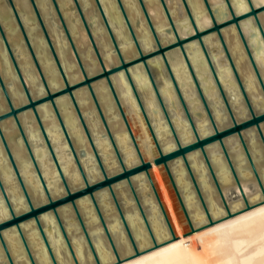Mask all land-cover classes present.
<instances>
[{
	"label": "bare ground",
	"instance_id": "obj_1",
	"mask_svg": "<svg viewBox=\"0 0 264 264\" xmlns=\"http://www.w3.org/2000/svg\"><path fill=\"white\" fill-rule=\"evenodd\" d=\"M0 20L5 29L6 36L11 42L12 48L17 56L18 65L21 69L24 80L29 88L33 97L38 98L44 95L42 85L39 81L38 74L31 62L29 54L23 45L21 36L17 30V26L11 14L8 4L5 0H0ZM40 10L42 18L48 27L50 35L54 41L55 48L60 59L61 65L71 82H77L82 77L78 71L75 60L69 49L68 43L64 37V33L60 27V23L56 18V15L52 9L49 0H35ZM104 5V10L108 16L109 21L115 30V34L119 44L122 47L124 56L126 59H132L138 56V51L133 44L128 28L123 20L119 11L118 2L116 0H101ZM148 6V11L156 21V27L158 34L162 38L163 43L173 42L175 38L173 35H168L165 31L170 28V24L166 19L163 7L160 0H145ZM180 1V0H178ZM191 5L192 13L197 20V23L201 29H206L211 26L212 19L206 11V6L203 0H188ZM213 7L227 8L225 0H210ZM15 7L20 15L26 33L32 44L34 52L37 56L43 75L51 90L60 88L61 83L58 78L57 70L50 58V55L45 47V43L38 31V26L35 23L31 7L27 0H14ZM82 6V0H79ZM127 13L130 20L134 25L139 21L140 25L137 28V35L140 43L143 45L145 51H152L156 43L154 42L151 30L144 19L141 11V6L138 0H124ZM256 6L264 5V0H254ZM60 10L63 14L67 28L72 36L78 53L81 58L84 59L87 68L91 75H96L101 71L99 62L95 57L92 46L89 44L86 29L75 12L71 0H57ZM175 5H179V2H175ZM232 4L235 7L237 14H242L249 10L247 0H232ZM84 11L88 21L94 23V35L97 43L100 45L105 59L107 68L110 65H117L119 63L117 54L114 51V47L111 44L107 35V30L104 24L100 21L98 14L95 12V4L93 0H83ZM171 13L176 21L182 36L191 34L194 29L191 25L190 19L185 14L181 17L178 16L177 7H171ZM264 25V13L260 15ZM243 32L248 38V41L256 49L259 47V43L263 48L255 53L254 57L257 64L260 66L261 72L264 77V41L259 34V30L253 19H248L242 22ZM235 26L226 28L223 32L225 41L227 42L232 57L234 58L235 65L238 66L243 76V82L248 89L249 95L256 106L260 110H264V94L260 86L258 85L257 77L254 73L252 65L249 64L247 59V52L243 42L239 37ZM256 36L251 39L250 35ZM19 41V42H18ZM205 41L212 47L214 61L218 66L220 74V80L226 89L231 99V105L235 112L238 113L240 119H245L248 116V112L244 103V99L237 83L233 70L227 61L224 60V51L221 42L217 35L207 36ZM84 45V55H83ZM219 54V56L217 54ZM221 54V55H220ZM224 54V55H223ZM0 69L3 72V77L6 83L9 85L8 92L12 97L14 105L24 104L25 97L20 90L18 81L12 68L9 64L8 57L4 51L0 42ZM193 65L197 69L203 88L206 90L209 104L212 111L219 123L220 128H224L230 123V117L223 105V100L219 90L216 88L209 67L207 66L203 50L201 47L193 42L190 48L189 55ZM154 64H158L161 67L159 59L152 61ZM221 64V65H219ZM177 80L184 90L185 96L188 99L189 107L193 111H199L204 113L201 106V100L197 94L196 89L191 81V75L185 66L184 60L180 56H175L172 63ZM160 70V69H159ZM163 72V71H162ZM134 76V82L136 86L144 92L145 107L150 114L153 121V126L157 136L161 139L164 146L165 153L176 148L174 138L168 129V124L165 120L164 114L158 107L157 99L152 90L148 75L143 67H136L132 70ZM164 75V74H163ZM264 79V78H263ZM161 80V79H160ZM114 86L118 91L122 100V105L129 115L132 122V127L136 137H138L141 151L143 155L148 159H152L155 154V143L151 137L146 122L141 114L137 105V100L131 91V88L126 80L124 73L117 75L114 79ZM161 85V90L167 100V106L169 112L172 115L175 129L178 135L181 137L184 144H191L195 140L191 129L189 128L188 119L182 112L180 106H178V97L176 91L173 89L171 81L164 77ZM165 83V86L163 84ZM94 91L100 99L102 108L107 115L110 123V127L117 138V142L120 147V151L123 152L125 161L129 166H134L139 163L135 152L134 145L131 138L125 129V123L120 114H118L115 100L111 91L107 87L106 82L100 81L94 84ZM85 92V102H84ZM75 99L82 112V115L86 117L89 128L93 138H95L96 145L103 161H105L111 173L120 172L119 162L116 160L113 154V147L106 137L103 128V122L94 107V102L90 92L86 88H79L74 92ZM57 107L60 111V115L67 128V131L74 143L77 150H86L87 156L81 160V164L91 180V182H97L101 178L99 167L95 162L94 156L91 151V146L88 138L84 135L78 118L72 109L71 103L66 96H63L56 100ZM5 109L1 95H0V112ZM38 114L44 126V129L51 141L52 146L57 154L58 161L61 168L66 175L69 183L73 188L82 186V182L78 171L73 166L72 159L65 152L66 145L63 141L60 129L58 127L55 116L51 107L48 104L41 105L37 108ZM153 110H157V114H153ZM24 131L26 132L28 140L34 145L32 151L35 156L36 162L42 172V175L46 181L47 187L52 195H60L63 189L57 178V174L54 170L50 156L46 148L38 147L41 142L40 133L38 131L35 119L30 112H25L20 117ZM6 137L10 142V149L17 163L22 180L33 197L36 203L44 201V195L40 184L36 178V175L31 167V163L28 160L24 151L23 145L20 139L12 140L11 134L15 132L13 123L8 122L4 125ZM198 129L201 136L205 137L212 134L210 128V121L204 113V116L198 120ZM16 133V132H15ZM250 138V150L253 158H255L262 180L264 181V152L262 144L259 141L258 135L254 130L248 131ZM15 137V136H14ZM86 138V149H85ZM231 147L232 158L236 162L238 175L240 181L246 192V197L251 205L254 206L251 210L241 212L246 208L245 202L241 197L237 203H229L232 212L239 214L232 218L224 219L228 216V211L222 205L220 199V193L217 190L216 185L212 182L209 170L205 164V161L201 158L199 153L191 154L189 160L192 161V165L195 170V174L203 190V196L206 200L207 206L212 213V221L215 223L213 226L209 224V218L201 205L195 188L187 175L184 163L178 161L174 164L173 170L176 182L179 184L185 205L188 207L191 221L195 226V232L190 235V232H186V226L182 219V213L176 203L174 191L170 188L167 178L165 177L162 169L158 166H154L152 172L155 183L157 184L161 199L166 207L173 228L178 236L177 240H172L171 231L168 230L163 213L158 207L154 198V193L151 190L146 178L142 175L135 178L136 184L139 189L142 205L146 208L148 214V220L154 230L156 238L159 244H163L157 249L146 252L153 247V240L149 234V231L144 226L142 221V215L139 208L136 206L133 198L129 194L126 183H121L119 190L122 196V207L125 209L127 221L131 231L136 239L137 246L140 251L146 252L139 257L126 260L123 264H264V196L263 192L259 188L258 183L253 177L252 168L245 158L242 145L239 139L233 137L229 141ZM209 156L212 159L213 165L216 169V174L219 182H221L224 191L229 189H235L240 193V188L236 185L233 179L229 165L224 159L219 145L211 146L209 149ZM163 178V179H162ZM0 179L4 185L5 191L12 204V207L16 213L24 211L26 205L23 197L19 191V187L14 179L12 170L7 162L3 148L0 144ZM164 180V181H163ZM165 182V183H163ZM168 190H166V188ZM168 191L170 195L168 194ZM227 193V192H226ZM108 191L100 193V204L103 208V212L106 216L109 230L112 232L115 239V244L118 249L119 255L122 259H127L134 256V249L131 245V240L124 230L123 225L120 222L118 210L113 205L109 198ZM120 196V197H121ZM79 208L81 210L82 217L86 229L91 233L97 254L100 255L103 264H116L117 256L114 254L110 241L103 231V228L99 222L98 215L95 208L92 207L88 199H81L78 201ZM87 208V219H86ZM62 217L64 220L65 229L70 237V242L73 247L74 254L79 264H96L94 256L86 244L85 239L80 231V228L76 221L71 216V211L68 207L61 209ZM182 215V216H181ZM8 211L0 195V221L7 219ZM41 222L44 229L47 231L48 242L52 248L54 256L58 264H74L66 245L60 235V232L56 226L55 220L51 214H45L41 217ZM28 246L31 250L32 256L36 264H51V261L47 255L44 245L39 237V234L33 226L32 222H27L21 225ZM47 228V229H46ZM3 237L7 248L10 252L14 264H30L28 258L24 252L22 244L15 230L9 229L3 232ZM166 245H165V244ZM0 264H8L0 246Z\"/></svg>",
	"mask_w": 264,
	"mask_h": 264
},
{
	"label": "water",
	"instance_id": "obj_2",
	"mask_svg": "<svg viewBox=\"0 0 264 264\" xmlns=\"http://www.w3.org/2000/svg\"><path fill=\"white\" fill-rule=\"evenodd\" d=\"M6 3L9 6V9L11 11V14L13 16V19L15 21V24L17 26V30L21 36V39L23 41V45L25 49L27 50L29 57L31 59V62L38 74L39 81L42 85L44 95L38 98H35L32 96V94L29 91V88L24 80V77L22 75L21 69L18 65L17 56L15 55V51L12 48L11 42L8 40L6 36L5 29L2 25V22L0 20V42L2 44V47L4 51L6 52V55L9 60V64L12 68L13 73L15 74V77L18 81L20 90L22 91L24 97H25V103L14 105V102L12 100L11 95L8 92L9 85L6 83L5 78L3 77V72L0 69V95L3 102V105L5 109L0 112V144L3 148L5 157L7 159V162L12 170L14 179L19 187V191L23 197L24 203L26 205V209L24 211L16 213L12 207V204L8 198V195L5 191L4 185L0 179V195L2 197V200L7 208L8 211V218L5 220L0 221V246L3 250V253L5 255V258L7 260L8 264H14L12 257L10 255V252L7 248V245L5 243L3 232L13 229L15 230L16 234L18 235L20 242L22 244V247L24 249V252L28 258V261L30 264H36L35 260L32 256L31 250L28 246L27 240L25 238V235L22 230V224L27 222H32L33 226H35L39 237L44 245V248L47 252V255L51 261V264H58L56 261V258L54 256V253L52 251V248L48 242L46 230L43 227V224L41 222V217L45 214H51L52 217L55 220L56 226L60 232V235L66 245V248L69 252V255L73 261L74 264H79L76 256L73 251V247L70 242V237L65 229L64 226V220L62 217L61 209L64 207H68L71 211V216L78 224L80 231L85 239L86 244H88V248L91 251V254L94 256L96 260V264H103L102 260L100 258V255L97 254L94 241L92 238L91 233L86 229L84 224V219L81 214V210L79 208L78 201L81 199H88L92 205L93 208H95L96 213L99 218V222L103 228V231H105L109 243L111 245V248L114 252V254L117 256V263L116 264H123L126 260H130L132 258H136L141 256L142 254H146V252H149L151 250L157 249L163 244H159L158 240L156 238V235L154 233V230H152V227L150 225V222L148 220V214L146 211V208L143 207L142 201L140 198V193L138 190V186L136 184L135 178L142 175L146 178L148 184L151 187V190L154 193L155 201L158 204V207H160L163 216L165 224L168 228V230L171 231L172 234V240H177L178 236L176 234V231L173 228L172 222L170 220V215L164 206V203L161 199V194L159 191V188L157 184L154 181L152 172L154 170V166H158L162 169L165 177L167 178V181L169 183L170 188L173 189L175 193L176 203L180 209V212L184 215V224L185 226H188V229L190 230V235L194 233L195 226L193 225V222L191 221V217L189 214L188 207L185 205L183 194L180 190L179 184L176 182L173 166L176 162L181 161L184 163V166L186 168V173L188 175V178L190 180V183L193 184V187L195 188V191L197 193V196L199 198V201L201 205L204 207V210L208 216L209 224L214 225L215 223L212 221V213L207 206L206 200L204 199L203 190L201 188L200 183H198L194 167L192 165V161L189 160V157L191 154L199 153L201 158L205 161V164L209 170V175L211 176L212 182L216 185L217 190L220 193V199L222 201L223 206L228 211L227 218H232L233 216H237L239 214H236L232 212L231 207L229 206V203L226 199V193L222 187L221 182H219L216 174V169L213 165L212 159L209 156V148L214 145H219L221 153L226 159L229 168L231 170V174L233 176L234 181L236 182V185L240 188V193L238 191L235 192L238 194V196L242 197L246 208L241 211L245 212L248 210H251L254 208L253 205H251L246 197V192L243 187L242 182L240 181V177L238 175V170L236 167V162L232 158V153L230 151L231 147L229 145V141L231 138L235 137L236 139H239L240 144L242 145V150L244 153L245 158H247L251 168H252V174L254 179L259 185V188L263 192L264 196V181L262 180L260 170L258 167V164L253 158L252 152L250 150V136L248 135V131L254 130L256 132V135L259 137V141L262 144V149L264 152V110H258L256 106L254 105L248 89L246 88L244 82H243V76L240 72L237 65H235L234 58L232 57L231 50L227 44V42L224 39L223 32L226 28L235 26L237 28V32L239 34V37L241 39V42H243L244 47L247 52V59L249 61V64L252 65V68L254 70V73L256 75V79L258 81V85L263 91L264 94V77L261 72L260 66L257 64L254 52L256 53L257 50L260 51L263 46L261 43H259V47L256 49L253 45L250 44L248 41V38L244 34V30L242 27V22L248 19H253L257 28L258 32L262 38V41H264V25L262 22V19L260 18V15L264 13V5L262 6H256L254 0H247V3L249 5V10L247 12H244L242 14H237L235 11V7L232 4V0H225L227 8L217 7L214 8L210 0H203L204 4L206 6V11L210 16V19H212V24L210 27L206 29H201L197 23V20L195 19L192 10L191 5L188 0H180L179 7L177 8L178 16L181 17L182 14H185L188 19H190L191 25L194 29V31L186 36L181 35V31L178 28V25L176 21L174 20V17L171 13V7L173 4L170 2V0H160L161 5L163 7V12L170 24V28H168L165 33L168 35H173L175 40L173 42H167L163 43L162 38L158 34V29L156 27V21L153 19L151 14L148 11V6L145 0H138L141 6V11L144 16V19L146 20L150 30L151 35L153 36L154 42L156 45L154 46V49L152 51H145L143 45L140 43V40L137 35V28L140 25V22L138 21L136 25L133 24V22L130 20V17L126 10V5L124 0H116L118 2L119 11L121 13V16L123 20L125 21V24L128 28V33L130 35V38L135 44L138 56L132 59H126L122 50L121 45L119 44L115 30L111 24V21H109L108 16L106 15L104 5L101 0H94L95 1V12L98 14L100 21L104 24L107 30V35L109 37V40L111 44L114 47V51L117 54V58L119 63L117 65H110L109 68H107L105 64V59L103 58V53L100 45L97 43L96 37L94 35V23L91 21H88L84 6L82 9V6L80 5L79 0H71L73 8L75 12L77 13L80 22L84 24V27L86 29V35L89 41V44L93 48V52L95 53V57L97 58L101 71L98 72L96 75H91L89 72V69L86 66V63L84 59L81 58L80 54L78 53V50L76 48V45L74 43V40L72 36L69 33V30L67 28L66 22L64 20L63 14L60 10V7L57 3V0H49L52 9L56 15L57 20L60 23V27L64 33V37L68 43L69 49L71 50V53L73 55V58L75 60L76 66L78 68V71L81 75V79L77 82H71L69 78L67 77L60 59L58 57L54 41L50 35V32L48 30L47 25L45 24L42 15L40 13V10L36 4L35 0H27L35 20V23L38 26V31L41 34V37L43 39V42L45 43V47L50 55V58L52 59V62L57 70L58 78L61 83L60 88H57L55 90H51L45 76L42 73L40 64L38 62L37 56L34 52V49L32 47V44L29 40V37L26 33V30L24 28V25L22 23V20L20 18V15L15 7L14 0H5ZM213 34L217 35L219 42L222 44L223 51L225 53L224 58L226 59L228 65L231 66L235 82L238 85V88L240 89L244 103L248 112V116L245 119H240L238 117V113L235 112L234 108L231 105V99L228 95L226 89H224L223 84L220 80V74L218 71V66H216V63L214 61V56H212L213 49L212 47L205 41V38L207 36H212ZM256 35L251 34L250 38L253 39ZM195 42L197 43L201 49L203 50L204 57L207 63V66L209 67L210 73L212 75V80L214 81V84L216 88L219 90L220 95L223 100V105L226 109V112H228L230 117V123L224 128L219 127V123L214 115V112L211 109V106L209 104V99L206 93V90L203 88L200 75L193 65L189 55H190V48L191 44ZM175 56H180L185 63V66H187L188 71L191 75V81L194 86V89H196L197 94L201 100V106L203 108L204 113H206L209 121H210V128L212 129V134H209L205 137L201 136L198 129V120L201 119L204 116V113L199 111H193L189 107L188 99L185 96L184 90H182L178 80L177 76L175 74L174 68L172 66V63L175 59ZM154 59H159L161 62V67L158 64H154L152 61ZM143 67L148 75V80L150 83V86L152 90H154L157 104L161 112L165 116V120L167 122L168 129L171 133V136L174 138V141L176 143V148L173 150L165 153L164 146L161 142V139L157 136L154 124L151 119L150 114H148V111L145 107V97L144 92L140 90L135 82H134V76L132 73V70L136 67ZM158 68L160 70H163L164 67L167 70L168 76H166L172 84L173 89L177 93L178 97V106H180L182 112L185 114L186 118L188 119L189 128L191 129L193 136L195 137V140L191 142V144H184L181 137L178 135L175 124L172 119V115L169 112L168 106H167V100L165 99V96L161 90V84L158 83L157 78L153 72V68ZM83 68H84V79H83ZM124 73L126 76V80L131 88V91H133V94L137 100V105L139 107V110L141 114L143 115L146 127L153 138V141L155 143L156 149L155 154L152 159L146 158L145 155H143L141 151V146L138 140V137H136L132 122L130 120L129 115L126 113L123 105L122 100L119 96L118 91H116V88L114 86L113 79L119 74ZM165 77V76H164ZM165 77V78H166ZM164 79V78H163ZM162 79V80H163ZM105 81L107 84V87L109 88V91H111L112 96L115 100V105L118 111V114L121 115L124 123H125V129L128 133V136L131 138L132 143L134 145V150L137 155V159L139 161L138 164L134 166H129L128 162L125 161L123 152L120 151L119 144L117 142V138H115V134L113 133L111 129V125L109 123V119L107 115L104 112V109L101 106V101L97 95V92L94 91V84L96 85L97 82ZM79 88H86L88 92H90L93 104L95 107V110L97 111V114L100 116L102 122H103V128L105 131V135L107 138H109L111 144H112V151L116 158V160L119 162L120 166V172L111 173V170L106 165L105 161H103L102 155L100 154L99 147L96 145L95 138H93L91 129L89 128L88 121L85 117V126H84V117L82 115V112L80 110V107L77 104V101L74 96V92ZM66 96L72 106V109L74 110L79 124L81 126V129L86 135V138H88L91 151L94 156L95 162L97 163V166L99 167V170L101 171V178L98 179L97 182H91L87 170L85 172L81 160L83 158H86L87 152L86 150L79 149L77 150L74 146V143L67 131V128L63 122V119L60 115V111L57 107L56 100ZM48 104L52 112L55 116V119L57 121L58 127L60 129L63 141L66 145L65 152L68 156L71 157L73 166L76 168V170L79 173L82 186L78 188H73L71 184L69 183L66 175L64 174L61 165L58 161L57 154L54 150V147L51 144V141L44 129V126L42 124V121L40 119V116L38 114L37 108L41 105ZM30 112L36 122L38 131L40 133L41 142L38 144V147L40 148H46L49 156L50 161L52 162V165L54 167V170L57 174V178L59 180V183L63 189V192L60 195H52L50 190L47 187L46 181L42 175V172L36 162L35 156L33 154V147L34 145L28 140L26 132L24 131V128L22 126L20 117L23 113ZM153 114H157V110L152 111ZM11 122L14 125L15 132L17 133L16 139H20L21 144L23 145L24 151L26 153V156L28 160L31 163V167L36 175V178L40 184V187L42 189L43 195H44V201L40 203H36L31 196V194L28 192L20 171L18 169L17 163L14 159V156L10 149V142L8 138L6 137L5 130H4V124L5 122ZM121 183H126L128 187V191L133 198L136 206L139 208V211L142 215V221L144 223L145 228L147 231H149V234L153 240V247L149 250H146V252H142L139 250L137 246V241L134 237L133 232L130 229V226L127 221V216L125 209L122 207V199L120 200V190L119 187L121 186ZM86 185H87V196H86ZM108 191L109 198L112 201L115 208L118 210V214L120 217V222L124 227V230L126 231L127 235L129 236L131 240V245L134 249V256L129 257L127 259H122L121 255H119L118 249L116 247V242L113 237L112 232L109 230L108 224H107V218L103 212V208L100 204L99 195L100 193ZM264 203V201L262 202ZM47 229V228H46ZM87 232H88V242H87ZM165 244V243H164ZM167 244V243H166ZM165 244V245H166Z\"/></svg>",
	"mask_w": 264,
	"mask_h": 264
},
{
	"label": "rangeland",
	"instance_id": "obj_3",
	"mask_svg": "<svg viewBox=\"0 0 264 264\" xmlns=\"http://www.w3.org/2000/svg\"><path fill=\"white\" fill-rule=\"evenodd\" d=\"M1 2V1H0ZM170 2L173 4V7H179V5H175L174 3L175 2H179L180 3V1H178V0H170ZM93 3H95V1L93 0ZM19 42V41H18ZM217 54V53H216ZM218 56H219V54H217ZM221 55V54H220ZM224 55V54H223ZM220 57V56H219ZM1 58V57H0ZM224 60H226V59H224ZM1 61V60H0ZM219 65H221V64H219ZM163 71V72H162ZM153 72H154V74H155V76H156V78H157V81H158V83L159 84H161V83H163L162 81V79L164 78V76L166 77V76H168V73H167V70L165 69V67H164V69L163 70H159L158 68H153ZM164 74V75H163ZM161 79V80H160ZM163 86H165V83L163 84ZM6 124L8 123V121H6L5 122ZM11 139L12 140H15V138H16V136H17V133H12L11 135ZM15 136V137H14ZM163 179V178H162ZM164 181V180H163ZM163 183H165V182H163ZM166 188V187H165ZM139 190V189H138ZM166 190H168L167 188H166ZM227 192V193H226ZM225 193H226V199H227V201H228V203H237V201H239V199L241 198L240 196H238V194H236V192H235V190L234 189H229V190H227ZM130 194V193H129ZM168 194L170 195V193H169V191H168ZM174 195H175V193H174ZM122 199V196L120 197V200ZM176 199V198H175ZM223 205V204H222ZM183 215V214H182ZM181 215V216H182ZM73 216V215H72ZM182 219H183V221H184V215L182 216ZM185 222V221H184ZM186 232L187 231H189L190 232V230L188 229V226L186 225Z\"/></svg>",
	"mask_w": 264,
	"mask_h": 264
}]
</instances>
